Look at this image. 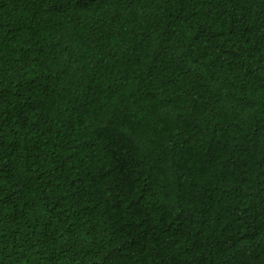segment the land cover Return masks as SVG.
<instances>
[{
  "label": "trees",
  "instance_id": "obj_1",
  "mask_svg": "<svg viewBox=\"0 0 264 264\" xmlns=\"http://www.w3.org/2000/svg\"><path fill=\"white\" fill-rule=\"evenodd\" d=\"M0 264H264V0H0Z\"/></svg>",
  "mask_w": 264,
  "mask_h": 264
}]
</instances>
